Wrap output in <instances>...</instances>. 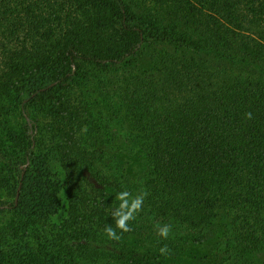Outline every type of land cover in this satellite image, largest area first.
I'll list each match as a JSON object with an SVG mask.
<instances>
[{
	"label": "trees",
	"instance_id": "1",
	"mask_svg": "<svg viewBox=\"0 0 264 264\" xmlns=\"http://www.w3.org/2000/svg\"><path fill=\"white\" fill-rule=\"evenodd\" d=\"M110 70L101 102L77 92ZM0 169V264H264V0H0Z\"/></svg>",
	"mask_w": 264,
	"mask_h": 264
},
{
	"label": "rangeland",
	"instance_id": "2",
	"mask_svg": "<svg viewBox=\"0 0 264 264\" xmlns=\"http://www.w3.org/2000/svg\"><path fill=\"white\" fill-rule=\"evenodd\" d=\"M155 50V48L160 51L162 49V45H154L151 47ZM148 50H151L148 48ZM149 64H145L144 67H149ZM85 71L91 72V66H86ZM116 72L114 70L107 71L104 74H96L95 76L91 77V75L88 77V80L85 81V85L82 86L80 89L77 90V92L82 93V96L87 97L88 101L91 104V93H95V96L98 98V100L101 102V96L99 94V91L103 90L105 91L106 88L111 89L112 83L110 86L106 85V81H108L110 78H113L115 76ZM97 90V91H96ZM103 115H107L109 111L103 110ZM109 115V114H108ZM112 127H109V131H111V138L110 140H106V143H109L115 150L119 151L120 158L123 162L124 169L131 174V176L134 177L136 175L137 171H139V167L141 164V159L139 158L138 154H136L130 146H128L125 136V130L121 125L114 126L113 123H110ZM107 131L108 128L106 127ZM104 131V130H103ZM100 137V136H99ZM124 143L123 145H120L121 143ZM1 171V169H0ZM12 199L7 196L3 195V197L0 199V203H3V205H0L2 208H6L7 211L0 215V232H6L9 233V237H6L5 241L12 243L16 241L13 236V232L10 231L12 227L16 225V221L14 220L10 210V202ZM66 195L64 189L62 190L61 196H60V211L58 214L52 216L48 221L45 223L39 225L34 231H30V234L25 236L23 238L24 242H28L31 245L37 246L39 241L42 240V237L44 235L51 236L52 232L56 231L57 227L60 225L64 217L66 216ZM12 232V234H11ZM138 241L136 237H131L130 241ZM138 243H140L138 241Z\"/></svg>",
	"mask_w": 264,
	"mask_h": 264
},
{
	"label": "clouds",
	"instance_id": "3",
	"mask_svg": "<svg viewBox=\"0 0 264 264\" xmlns=\"http://www.w3.org/2000/svg\"><path fill=\"white\" fill-rule=\"evenodd\" d=\"M249 118H251V114H249ZM116 199L119 201L117 209L113 212L116 228L123 232H127L130 230L129 221L133 220L135 214L142 208L143 197L137 196L133 198L130 192L121 191L116 196ZM116 228L107 227L105 231L110 238L119 240L120 236L117 234ZM168 231L169 230L166 227L161 229V235L166 237Z\"/></svg>",
	"mask_w": 264,
	"mask_h": 264
},
{
	"label": "water",
	"instance_id": "4",
	"mask_svg": "<svg viewBox=\"0 0 264 264\" xmlns=\"http://www.w3.org/2000/svg\"><path fill=\"white\" fill-rule=\"evenodd\" d=\"M20 190V189H19ZM19 191H18V193H17V197H16V202L18 201V199H19Z\"/></svg>",
	"mask_w": 264,
	"mask_h": 264
}]
</instances>
